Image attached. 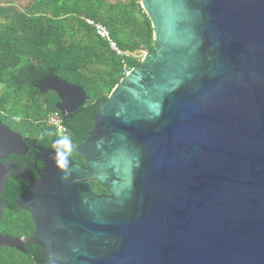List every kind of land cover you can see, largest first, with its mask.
<instances>
[{"label":"water","instance_id":"water-1","mask_svg":"<svg viewBox=\"0 0 264 264\" xmlns=\"http://www.w3.org/2000/svg\"><path fill=\"white\" fill-rule=\"evenodd\" d=\"M139 1L154 51L69 146L85 169L41 154L39 179L14 202L33 233H0V246L33 243L45 264H264V0ZM40 84L63 115L89 98L57 77ZM5 143L21 154L22 135L1 124Z\"/></svg>","mask_w":264,"mask_h":264},{"label":"trees","instance_id":"trees-1","mask_svg":"<svg viewBox=\"0 0 264 264\" xmlns=\"http://www.w3.org/2000/svg\"><path fill=\"white\" fill-rule=\"evenodd\" d=\"M86 20L109 29L122 55ZM155 47L152 22L139 0H0V121L31 135L57 138L46 121L59 113V100L45 99L36 87L57 77L81 86L89 97L80 119L69 123L72 133L64 141H76L75 135L82 140L81 133L93 129L98 105ZM95 192L107 193L99 184ZM5 196L10 202L17 197L13 190ZM1 226L3 235L14 238L29 237L34 229L28 216L11 212ZM0 264H45V259L33 243L26 244L25 252L0 246Z\"/></svg>","mask_w":264,"mask_h":264},{"label":"flooded vegetation","instance_id":"flooded-vegetation-1","mask_svg":"<svg viewBox=\"0 0 264 264\" xmlns=\"http://www.w3.org/2000/svg\"><path fill=\"white\" fill-rule=\"evenodd\" d=\"M40 83L36 87L38 88L39 86H41L43 89L44 86L43 84ZM42 93L44 94L45 99L57 97L59 101L56 104V106L62 102L58 94H56L53 91L47 93L43 91ZM63 97L66 104L71 106L72 98L67 94H63ZM81 109L75 111L74 113H69L68 108L64 106L65 114L63 115L62 112L59 111V114L61 115L62 119L64 120L68 128V134L72 133V129L69 126V123H74L80 119ZM69 116L70 118L66 119V117ZM26 121L28 122V120ZM1 124L10 127L14 132L22 135L24 143L22 144L23 145L22 147H18V146L13 147V149L21 153L20 155L9 154V149H4L9 147L8 143L0 144V156L2 157L0 158V176L3 175V179L6 176L5 184H4V192L0 197V210L3 209V217L0 220V233L2 232L1 225L3 223V218L6 212H11L13 215H21L23 217L28 216L30 218L29 214L26 211L16 208L14 202L19 198L28 196L31 193L32 183L39 179L38 172L44 168V164L41 161H39L41 154L47 152L48 150L57 151L60 154L70 157L75 163L79 164L83 169H85L86 161L81 156L75 154L69 146L74 143H82L87 139L86 134L88 135V133L86 134L81 133V135L85 137L82 140H80V138L75 135L76 141H71V140L64 141V139H61L58 136L57 138L53 137V138L45 139V137H42V135L40 134L31 135L29 133H25L17 125L11 126L10 123L6 121H0V126ZM3 145H5V147H2ZM93 184H94V193L97 194L95 192V188L98 183L94 182ZM8 190H13V193L17 196L15 199H13L12 202H10L5 196ZM97 195H108V193L97 194Z\"/></svg>","mask_w":264,"mask_h":264},{"label":"built area","instance_id":"built-area-1","mask_svg":"<svg viewBox=\"0 0 264 264\" xmlns=\"http://www.w3.org/2000/svg\"><path fill=\"white\" fill-rule=\"evenodd\" d=\"M86 23L94 27L96 29L97 34L101 39L108 42L109 47L112 51L116 52L118 55H122V51L118 48L116 45V42L112 39L111 33L109 29H107L105 26L101 24H96L92 20H86ZM47 125L52 126L55 128L56 133L59 138L67 140L69 137L68 134V128L62 119L61 115L59 113H53L47 118Z\"/></svg>","mask_w":264,"mask_h":264},{"label":"rangeland","instance_id":"rangeland-1","mask_svg":"<svg viewBox=\"0 0 264 264\" xmlns=\"http://www.w3.org/2000/svg\"><path fill=\"white\" fill-rule=\"evenodd\" d=\"M7 1V3H9V2H14V3H17L18 2V0H6ZM3 91V87L2 86H0V93Z\"/></svg>","mask_w":264,"mask_h":264}]
</instances>
